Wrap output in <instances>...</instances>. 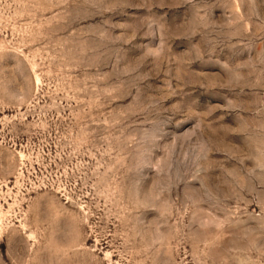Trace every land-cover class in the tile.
Masks as SVG:
<instances>
[{"label":"rangeland","instance_id":"rangeland-1","mask_svg":"<svg viewBox=\"0 0 264 264\" xmlns=\"http://www.w3.org/2000/svg\"><path fill=\"white\" fill-rule=\"evenodd\" d=\"M0 264H264V0H0Z\"/></svg>","mask_w":264,"mask_h":264}]
</instances>
